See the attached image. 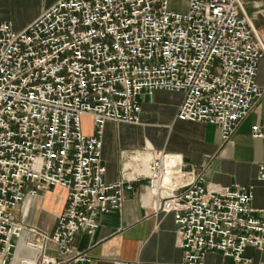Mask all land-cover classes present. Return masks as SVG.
Masks as SVG:
<instances>
[{
	"label": "built area",
	"instance_id": "built-area-1",
	"mask_svg": "<svg viewBox=\"0 0 264 264\" xmlns=\"http://www.w3.org/2000/svg\"><path fill=\"white\" fill-rule=\"evenodd\" d=\"M184 1L176 10L171 0H57L21 30L0 21V264H11L13 239L27 230L39 254L20 264H59L48 243L68 264L88 261L73 252L75 235L91 234L141 179L153 213L173 215L181 264H203L209 251L251 264L247 247L264 257V207L250 206L252 186L208 182L204 168L169 163L147 146V173L123 168L119 180H104L105 125L138 123L142 95L182 93L175 117L214 125L223 142L263 97L264 42L240 0ZM251 136L264 140V126L253 125ZM256 178L264 187V164ZM54 186L66 191V206L51 235L14 219L26 198Z\"/></svg>",
	"mask_w": 264,
	"mask_h": 264
},
{
	"label": "crops",
	"instance_id": "crops-1",
	"mask_svg": "<svg viewBox=\"0 0 264 264\" xmlns=\"http://www.w3.org/2000/svg\"><path fill=\"white\" fill-rule=\"evenodd\" d=\"M55 1L0 0V21L9 22L15 31L21 30ZM240 2L264 42V2ZM256 82L263 89V97L226 142L221 140L214 125L175 117L182 93L156 90L152 95H142L138 123L108 121L105 125L101 153L106 167L105 182L119 180L123 168L135 165L128 160L131 153L147 146L169 155H179L186 169L199 171L204 168L208 182L221 186H252L250 206L263 208L264 187L256 177L259 166L264 164V140L253 138L251 127L264 126V59L258 63ZM83 132L92 134V123L90 130ZM146 183V179L132 181V189L125 193L119 210L100 215L98 226L91 234L79 231L75 235L71 248L74 253L88 256V261L83 264H113L120 260L181 264L183 251L176 244L173 215L153 213L150 194L144 187ZM65 206L66 191L54 186L39 190L34 198H26L13 211V216L17 222L51 235ZM13 242L15 250L11 264L37 261L39 250L28 243L40 240L32 232L25 231ZM45 253L55 257L59 264H68L69 256L59 254L51 243L47 244ZM244 256L251 259V264L264 262L263 253L253 247H247ZM203 264H234V260L218 251H209Z\"/></svg>",
	"mask_w": 264,
	"mask_h": 264
},
{
	"label": "bare ground",
	"instance_id": "bare-ground-1",
	"mask_svg": "<svg viewBox=\"0 0 264 264\" xmlns=\"http://www.w3.org/2000/svg\"><path fill=\"white\" fill-rule=\"evenodd\" d=\"M149 149H152V148H149ZM153 150H156V149H153ZM157 151H161V150H157ZM168 157H169V163H171L173 161V159H175L176 157L178 159H181V157L179 155H168ZM128 160L133 161L135 163L134 166L125 167L129 170V175H135L137 173L138 174L147 173L145 166L148 163V161L150 160L149 152L143 153L141 151V149L136 150L135 152L131 153ZM136 168H138V171H135Z\"/></svg>",
	"mask_w": 264,
	"mask_h": 264
},
{
	"label": "rangeland",
	"instance_id": "rangeland-1",
	"mask_svg": "<svg viewBox=\"0 0 264 264\" xmlns=\"http://www.w3.org/2000/svg\"><path fill=\"white\" fill-rule=\"evenodd\" d=\"M170 7L172 9L183 10L185 8V1L184 0H171ZM92 120L88 116L82 117V128L83 130H90ZM50 252V251H49Z\"/></svg>",
	"mask_w": 264,
	"mask_h": 264
}]
</instances>
